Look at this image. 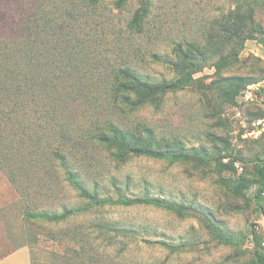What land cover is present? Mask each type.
<instances>
[{
  "label": "rangeland",
  "instance_id": "374dc122",
  "mask_svg": "<svg viewBox=\"0 0 264 264\" xmlns=\"http://www.w3.org/2000/svg\"><path fill=\"white\" fill-rule=\"evenodd\" d=\"M114 1L106 0L107 10L102 6L99 11L110 20L104 25L105 33L102 24L97 29L102 32L98 57L111 70L132 64L154 81L172 80L177 77L175 71L153 62L151 55L174 56L177 45L184 51L191 45L193 55H205V68L195 74L191 85L167 94L159 107H145L127 121L132 126L136 121L143 123L159 139L180 144L188 153L206 148L210 162L198 166L134 157L118 167L107 152L90 146L84 165L92 181L114 198L118 196L113 186L117 180L128 196L159 197L195 210L181 217L154 206L107 207L71 221L96 232L95 226L103 222L148 230L149 234L140 233L141 243L120 247L124 257L120 264H257L256 249L264 254V195L260 201H247L226 183L257 178L255 167L264 162V0H150L145 32L139 36L130 33L127 25L140 0H130L122 10L115 9ZM223 58L229 64L219 68ZM223 78L238 81L228 85ZM226 156L235 161L236 173L216 171L219 160H230ZM127 179L132 183L129 188ZM64 194L62 206L81 205L71 188ZM61 210L58 207L57 212ZM205 214L239 240L220 238ZM25 218L18 193L0 170V256L22 245L31 250L34 264H61L59 255L73 244L61 234L67 226L48 222L30 226ZM54 234L62 241L54 239Z\"/></svg>",
  "mask_w": 264,
  "mask_h": 264
},
{
  "label": "trees",
  "instance_id": "16d2710c",
  "mask_svg": "<svg viewBox=\"0 0 264 264\" xmlns=\"http://www.w3.org/2000/svg\"><path fill=\"white\" fill-rule=\"evenodd\" d=\"M129 1L115 0L113 5L122 10ZM105 2L0 0V170L19 195L27 224L67 226L61 234L73 244L59 255L61 264H120L124 261L120 247L144 241L139 239L141 232L149 234L143 226L111 222L95 226L96 232L71 221L77 216L119 206H154L181 217L191 216L187 210H195L159 197L128 196L117 180L113 182L118 192L114 198L92 181L89 167L84 165L90 146L107 152L118 167L134 157L198 166H209L210 162L206 148L188 153L180 144L174 146L159 139L143 123L136 121L132 126L127 121L145 107H159L167 94L191 85L195 74L205 68V55H193L191 45L185 51L177 45L174 56L151 55L153 62L175 71L177 77L172 80L154 81L132 64L111 70L98 57L99 35L105 33L104 25L110 22L99 12ZM149 6L150 0H140V7L127 25L130 33L139 36L145 32ZM104 8L107 10L106 5ZM99 24L104 27L101 33L97 30ZM228 64L223 58L218 67ZM237 81L223 78L228 85ZM224 158L230 160H219L216 171L236 173L235 161ZM255 172L257 178L241 177L226 184L247 201H260L264 195V162L256 165ZM125 185L131 187V179ZM66 188L77 193L81 205L62 206ZM205 219L220 238L239 240L220 228L211 215L205 214ZM253 237L258 243L256 232ZM53 238L62 241L59 234ZM144 243L169 247L161 241ZM112 250L118 253L114 255ZM255 257L257 264H264V254L258 249ZM31 260L34 264L32 253Z\"/></svg>",
  "mask_w": 264,
  "mask_h": 264
},
{
  "label": "crops",
  "instance_id": "0c3cea01",
  "mask_svg": "<svg viewBox=\"0 0 264 264\" xmlns=\"http://www.w3.org/2000/svg\"><path fill=\"white\" fill-rule=\"evenodd\" d=\"M0 264H32L30 251L26 247L13 249L0 256Z\"/></svg>",
  "mask_w": 264,
  "mask_h": 264
},
{
  "label": "built area",
  "instance_id": "2783aa9c",
  "mask_svg": "<svg viewBox=\"0 0 264 264\" xmlns=\"http://www.w3.org/2000/svg\"><path fill=\"white\" fill-rule=\"evenodd\" d=\"M238 167V166H237Z\"/></svg>",
  "mask_w": 264,
  "mask_h": 264
}]
</instances>
